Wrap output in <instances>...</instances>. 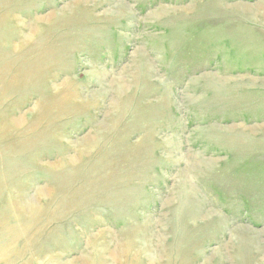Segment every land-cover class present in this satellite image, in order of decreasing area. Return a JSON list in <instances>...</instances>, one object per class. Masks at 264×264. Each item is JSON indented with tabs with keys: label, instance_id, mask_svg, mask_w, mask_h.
I'll return each instance as SVG.
<instances>
[{
	"label": "rangeland",
	"instance_id": "374dc122",
	"mask_svg": "<svg viewBox=\"0 0 264 264\" xmlns=\"http://www.w3.org/2000/svg\"><path fill=\"white\" fill-rule=\"evenodd\" d=\"M217 57L211 125L175 80ZM0 253L264 264V0H0Z\"/></svg>",
	"mask_w": 264,
	"mask_h": 264
},
{
	"label": "crops",
	"instance_id": "0c3cea01",
	"mask_svg": "<svg viewBox=\"0 0 264 264\" xmlns=\"http://www.w3.org/2000/svg\"><path fill=\"white\" fill-rule=\"evenodd\" d=\"M210 55H211V53H210ZM248 65H250V63H242V62L241 63H233L230 61L226 62V60H222V59L219 60L217 57L216 59L213 60V63L209 64V66L206 67L201 72H199V69L201 68V64H198V63L193 65L195 67L194 69L195 70L197 69L198 71H195L193 69H189L188 71L184 70L183 72L180 71V72H182L181 74L184 76H182L179 79V81L178 80H175V81H177V83H178L185 77L183 80L185 82L184 88L188 91H192V95L195 98L194 100L188 101V103H187L188 111L191 113H196L197 120H199V121L204 120L203 116H205V115L209 116L208 121L211 125H213L215 123H223V122L229 121L228 118L231 115V111H227V110L223 109L221 103L218 104V103H215V101H214V93H215L214 86H215V83L219 82V80H214L213 76L211 74H210L211 76L207 77V74L208 75H209V73L213 74L214 71L216 70L217 71L216 73H218V74L220 73V76L226 77L228 79L227 80V84H228L230 82H233L234 79L229 78V76H232V75H230L229 73L226 72L227 69H225V67H240V66L243 67V66H248ZM176 72H178V71L176 70ZM173 74L175 75V72ZM241 75H243V74H241ZM241 75H239V76H241ZM206 77L208 79H206ZM241 77H244V76H241ZM246 77H248L247 79H251L252 81H255V84L258 83V76H256V75L248 76L247 75ZM197 78H199L200 80H199L198 84H195V82H193V80H195ZM192 82H193V85H191ZM219 88H220V85H219ZM242 89L244 92L245 91L250 92L253 88L251 89V87L249 88L247 86V87H243V88L241 87V91H242ZM203 95H204L205 99L202 98ZM194 105H196V106H194ZM237 112H240V111H237ZM201 113H203V114H201ZM216 127L212 126L211 129H214ZM227 152H229V151H227Z\"/></svg>",
	"mask_w": 264,
	"mask_h": 264
},
{
	"label": "bare ground",
	"instance_id": "6f19581e",
	"mask_svg": "<svg viewBox=\"0 0 264 264\" xmlns=\"http://www.w3.org/2000/svg\"><path fill=\"white\" fill-rule=\"evenodd\" d=\"M0 254H2V253H0ZM3 255V254H2Z\"/></svg>",
	"mask_w": 264,
	"mask_h": 264
}]
</instances>
